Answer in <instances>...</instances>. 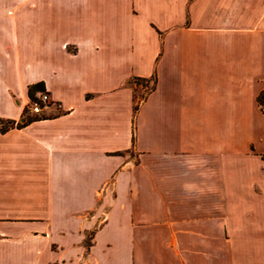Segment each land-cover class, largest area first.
<instances>
[{
	"label": "crops",
	"instance_id": "obj_1",
	"mask_svg": "<svg viewBox=\"0 0 264 264\" xmlns=\"http://www.w3.org/2000/svg\"><path fill=\"white\" fill-rule=\"evenodd\" d=\"M7 121L0 264H236L264 226V0H0Z\"/></svg>",
	"mask_w": 264,
	"mask_h": 264
},
{
	"label": "rangeland",
	"instance_id": "obj_2",
	"mask_svg": "<svg viewBox=\"0 0 264 264\" xmlns=\"http://www.w3.org/2000/svg\"><path fill=\"white\" fill-rule=\"evenodd\" d=\"M24 116H33L29 110L24 111ZM261 172H264V166L261 165ZM259 171V174L261 173ZM257 191H260V186H264V173L257 175ZM264 207V199L260 198ZM253 220V219H252ZM254 221V220H253ZM258 224V223H257ZM258 228H248L247 232L244 234L245 239H237L234 251V261L236 264H264V226L257 225ZM227 242H233V239H228ZM241 242V244H240Z\"/></svg>",
	"mask_w": 264,
	"mask_h": 264
},
{
	"label": "built area",
	"instance_id": "obj_3",
	"mask_svg": "<svg viewBox=\"0 0 264 264\" xmlns=\"http://www.w3.org/2000/svg\"><path fill=\"white\" fill-rule=\"evenodd\" d=\"M49 101V96L47 93L41 94L38 98L31 100L26 109L32 114H39L42 110V106L47 104Z\"/></svg>",
	"mask_w": 264,
	"mask_h": 264
},
{
	"label": "trees",
	"instance_id": "obj_4",
	"mask_svg": "<svg viewBox=\"0 0 264 264\" xmlns=\"http://www.w3.org/2000/svg\"><path fill=\"white\" fill-rule=\"evenodd\" d=\"M139 81V79H137ZM36 119L35 116H23L22 120L20 123L16 124L17 127H21L23 126L24 124L32 121ZM14 125V122H11V121H7L5 124L1 123L0 124V132H3L5 130H7L9 127H13ZM262 159L264 160V154L261 155Z\"/></svg>",
	"mask_w": 264,
	"mask_h": 264
}]
</instances>
